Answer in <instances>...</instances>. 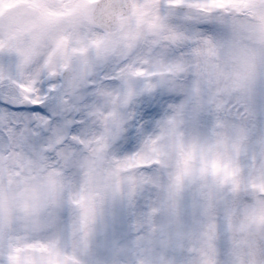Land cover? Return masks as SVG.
<instances>
[{"label": "snow or ice", "instance_id": "obj_1", "mask_svg": "<svg viewBox=\"0 0 264 264\" xmlns=\"http://www.w3.org/2000/svg\"><path fill=\"white\" fill-rule=\"evenodd\" d=\"M0 264H264V0H0Z\"/></svg>", "mask_w": 264, "mask_h": 264}]
</instances>
